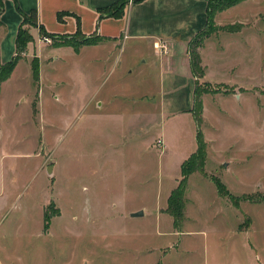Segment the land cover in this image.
<instances>
[{"label":"rangeland","instance_id":"rangeland-1","mask_svg":"<svg viewBox=\"0 0 264 264\" xmlns=\"http://www.w3.org/2000/svg\"><path fill=\"white\" fill-rule=\"evenodd\" d=\"M259 4L236 14L232 23L216 25L213 19L207 35L194 42L222 47L239 31L247 50L242 49V71L251 63L246 80L199 81L209 90L199 126L186 113L133 117L159 100L158 75L147 79V87L144 78L153 70L142 52L127 46L114 63L92 65L97 79L83 88L71 59L62 57L70 65L63 59L50 64L51 70L40 73L32 129L8 119L29 116V95L37 92V83L27 80L24 101L13 96L9 107L0 106V156L8 184L0 193V264H264V0ZM207 56L214 71L209 79L217 80L212 54ZM238 68L231 73L225 67L223 81ZM19 71L25 80L24 66ZM14 88L3 89L2 101L5 96L8 102ZM80 89L110 99L106 113L78 110ZM121 92L129 94L117 100ZM198 127L205 164L188 177L184 218L177 227L165 209L167 198L178 184L180 162L196 148ZM215 180L230 196L217 191ZM134 209L143 212L131 215ZM45 210L52 213L46 229Z\"/></svg>","mask_w":264,"mask_h":264},{"label":"crops","instance_id":"crops-1","mask_svg":"<svg viewBox=\"0 0 264 264\" xmlns=\"http://www.w3.org/2000/svg\"><path fill=\"white\" fill-rule=\"evenodd\" d=\"M115 1L1 0L0 64L8 62L15 55V39L18 28L22 23V13L27 14L35 10L37 22L35 26L29 28L32 40L26 45L24 54L17 60L9 76L0 83V95L6 86H15L13 94L6 96L8 102L5 100V96L3 101L0 98V101H2L0 106L6 108L9 107L11 97L15 96L19 101H24L28 97L27 93L23 90L26 87L27 80L31 83H37V92L33 93L32 91L31 95H29V102L31 104L29 116L27 114L22 117L21 115L18 117L16 115L14 117L9 116L8 120L12 124L21 123L23 127L32 129L35 122L33 110L39 103L40 73L46 72L50 64L55 63L52 66H57L56 64L63 59V63L70 65L64 58L71 59L72 67L79 73L78 78L82 81L81 88H83L84 83L95 82L97 79L95 75L93 76V71H91L92 65L95 66L98 61L102 60L114 63V61L120 58L126 46L130 50L142 52L140 56H144L145 58L143 63L148 66L149 70H153L147 77L144 76L146 86L147 79L151 80V75H158L157 90L159 100L152 107L139 108L131 113L133 117L138 119L142 118V116L145 117V115H152L153 118L156 117L157 119L162 114L169 116L180 113L194 116L191 108L196 80L201 81L203 79L212 85L228 84L233 81L240 82L242 79L246 80L247 72L248 78H250V61H248V69L246 67L242 71V67L246 65L245 52L243 51L246 48L241 43L239 31L234 32L235 34L233 35H238L236 37L230 35L231 37L228 38H232V40L225 41L222 47L218 46L216 42L209 40L200 46L198 52L204 72L201 77H196L192 74L188 42L206 26L207 0H142L139 2L128 0L120 17L101 14L100 9L112 5ZM260 2L261 0H243L214 15V22L216 25L232 23V20L236 18V14L244 12L245 9L251 11L262 7L259 4ZM17 7H19L22 13L18 11ZM255 13L252 14V17L256 15ZM39 26H43L47 33L57 37L69 36L79 32L86 37L98 34L101 40L95 44H81L77 49L67 45H45V43H42ZM238 50L240 57L237 56L238 52L233 53V51ZM207 53L212 54L214 60L212 66L217 69L218 73L216 77H220L217 80L211 81L209 79V73H214V71L208 68L209 64L205 62V59L208 60ZM30 56L37 57L38 59V78L36 80L32 74ZM204 56H206L205 59ZM22 66H24L26 72L25 80L20 77L19 70L22 69ZM234 66L239 67L236 76H230L229 79L225 80L227 82H224L223 70L227 67L232 73ZM49 69L51 70V68ZM147 73L148 71L146 70L145 74ZM88 74L89 76L87 77ZM32 85L34 86V83ZM87 87L89 88V86ZM145 90H140L143 95L147 93ZM79 94L75 102L78 110L85 111L92 109L91 113L104 114L106 112L103 109H106L112 103L110 99L106 100L104 96L101 99L97 97L93 89H85L83 91L80 89ZM119 94V96H116L117 100L123 98V96H128L129 93L123 94L121 92ZM216 94L224 97L228 95L224 92ZM208 95V93L202 95V116L208 111V102L207 105L205 104ZM55 97L58 98L57 96ZM231 97L237 98L238 101L240 99L239 94H233ZM118 103L122 106L124 101L121 100ZM122 113L126 112L111 110L109 114ZM2 156H0V193L5 191L8 186L6 180L4 182L3 164L1 163ZM188 157L184 158L180 162V165Z\"/></svg>","mask_w":264,"mask_h":264},{"label":"trees","instance_id":"trees-1","mask_svg":"<svg viewBox=\"0 0 264 264\" xmlns=\"http://www.w3.org/2000/svg\"><path fill=\"white\" fill-rule=\"evenodd\" d=\"M133 2H139L142 0H132ZM243 0H207V23L206 26H212L211 22L213 21V17L217 11H221L225 8L233 6L237 3H240ZM128 0H116L112 5L100 9L101 14H107L113 17H120L123 14L124 7ZM0 8H2V3L0 0ZM18 8V11L22 13V11ZM23 19L20 24L16 39H15V55L6 63L0 64V83L5 80L9 74L12 72L15 67L17 60L20 58V54H22L28 42L32 40V36L29 32V28L31 26H35L36 22V12L35 10L30 11L29 13H22ZM206 26L200 32H198L189 42H188V52H189V60H190V69L194 76L201 77L203 75V67L201 65L200 55L198 52L199 44H195L197 37L202 35H207ZM39 31L42 36H48L52 39V45H67L72 46L74 49H77L81 44H95L100 41L101 38L98 34H93L89 36L81 35L79 32H76L72 35H64V36H55L53 34L47 33L43 26H39ZM206 31V32H205ZM59 38V41H56ZM32 74L34 79L38 78V62L31 61ZM209 90L201 87L199 81H195V88L193 92V104L191 108V112L194 115L197 125L199 126L202 123V95ZM196 143L197 147L193 153L189 155L187 159H185L180 165V178L176 187L170 192L167 198L166 211L170 213L174 220V225L179 226L181 220L184 218V193L187 184L188 177L195 170H202V167L205 164L206 158V145L205 140L203 138V134L201 130L197 129L196 131ZM215 185L217 187V191L224 196H228L229 192L226 188H223L220 182L215 180ZM230 196V195H229ZM233 199V198H232ZM237 201V200H234ZM51 204V203H50ZM44 223L43 227L46 229L49 225V218L52 215L47 210L44 211Z\"/></svg>","mask_w":264,"mask_h":264},{"label":"water","instance_id":"water-1","mask_svg":"<svg viewBox=\"0 0 264 264\" xmlns=\"http://www.w3.org/2000/svg\"><path fill=\"white\" fill-rule=\"evenodd\" d=\"M143 211L141 209L139 210H135V211H132L131 212V215H138V214H141Z\"/></svg>","mask_w":264,"mask_h":264},{"label":"built area","instance_id":"built-area-1","mask_svg":"<svg viewBox=\"0 0 264 264\" xmlns=\"http://www.w3.org/2000/svg\"><path fill=\"white\" fill-rule=\"evenodd\" d=\"M42 40L49 42L50 41V38L48 36H43L42 37Z\"/></svg>","mask_w":264,"mask_h":264}]
</instances>
